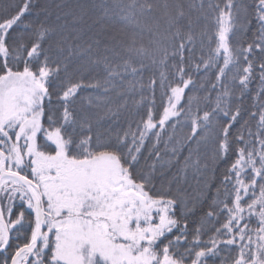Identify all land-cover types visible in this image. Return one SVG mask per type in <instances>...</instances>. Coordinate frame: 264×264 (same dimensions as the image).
<instances>
[{"label":"snow or ice","instance_id":"snow-or-ice-1","mask_svg":"<svg viewBox=\"0 0 264 264\" xmlns=\"http://www.w3.org/2000/svg\"><path fill=\"white\" fill-rule=\"evenodd\" d=\"M0 264H264V0H0Z\"/></svg>","mask_w":264,"mask_h":264},{"label":"trees","instance_id":"trees-1","mask_svg":"<svg viewBox=\"0 0 264 264\" xmlns=\"http://www.w3.org/2000/svg\"><path fill=\"white\" fill-rule=\"evenodd\" d=\"M42 2H45V0H42ZM47 3L52 4L53 0H46ZM253 28H255V22L253 23Z\"/></svg>","mask_w":264,"mask_h":264}]
</instances>
